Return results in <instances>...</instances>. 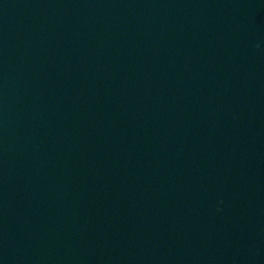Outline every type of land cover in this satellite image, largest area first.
Segmentation results:
<instances>
[{
    "label": "water",
    "instance_id": "obj_1",
    "mask_svg": "<svg viewBox=\"0 0 264 264\" xmlns=\"http://www.w3.org/2000/svg\"><path fill=\"white\" fill-rule=\"evenodd\" d=\"M0 264H264V0H0Z\"/></svg>",
    "mask_w": 264,
    "mask_h": 264
}]
</instances>
